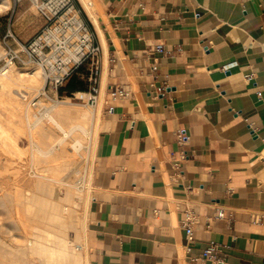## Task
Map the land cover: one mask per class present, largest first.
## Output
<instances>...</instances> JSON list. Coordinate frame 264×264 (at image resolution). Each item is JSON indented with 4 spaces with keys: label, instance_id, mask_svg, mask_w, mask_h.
I'll use <instances>...</instances> for the list:
<instances>
[{
    "label": "crops",
    "instance_id": "crops-1",
    "mask_svg": "<svg viewBox=\"0 0 264 264\" xmlns=\"http://www.w3.org/2000/svg\"><path fill=\"white\" fill-rule=\"evenodd\" d=\"M103 1L102 87L131 93L97 138L90 263L200 264L189 209L192 254L264 264V0Z\"/></svg>",
    "mask_w": 264,
    "mask_h": 264
},
{
    "label": "rangeland",
    "instance_id": "rangeland-1",
    "mask_svg": "<svg viewBox=\"0 0 264 264\" xmlns=\"http://www.w3.org/2000/svg\"><path fill=\"white\" fill-rule=\"evenodd\" d=\"M3 1L9 6L0 9V56L10 23L20 42L44 23L28 0ZM74 1L98 42L80 0ZM91 68L87 64L77 75L87 87ZM32 70L39 74L34 83L27 74ZM2 79L8 81L0 86V264H85L83 250L75 246L88 243L82 227L86 213L88 226L94 196L93 179L88 185L96 162V128L102 122L103 129L107 110L95 111L73 94L58 93L63 99L57 101L35 64L12 67L0 73ZM84 113L89 117L82 118ZM37 245L51 252H39Z\"/></svg>",
    "mask_w": 264,
    "mask_h": 264
},
{
    "label": "built area",
    "instance_id": "built-area-1",
    "mask_svg": "<svg viewBox=\"0 0 264 264\" xmlns=\"http://www.w3.org/2000/svg\"><path fill=\"white\" fill-rule=\"evenodd\" d=\"M20 3L23 0H14ZM43 19V25L35 36L25 42H20L13 24L10 23L3 36L2 47L4 53L0 56V73L7 72L15 66L38 65L45 76L46 83L55 89L56 100L60 101L59 89L74 75H81L82 69L91 64L88 75V91L77 92L83 96L77 97L83 103L96 107L102 95L101 73L103 69V49L100 41L92 33L82 17L74 0H28ZM12 20V19H11ZM10 20V22H11ZM205 51L209 47H204ZM155 51L164 52V45L159 43ZM87 77V75H86ZM251 75H246L251 79ZM130 90L123 86L106 85L103 96V109H109L115 102L128 99ZM70 99V98H69ZM251 131L255 129L249 125ZM176 140L181 147L188 143V135L182 128L175 131ZM182 157L187 152L182 151ZM95 166V165H94ZM218 218H224V211H219ZM195 216L187 209L181 219V225L186 233V253L191 261L200 264H231L224 256L219 255L221 246L211 241L201 254H192V245L195 242Z\"/></svg>",
    "mask_w": 264,
    "mask_h": 264
},
{
    "label": "bare ground",
    "instance_id": "bare-ground-1",
    "mask_svg": "<svg viewBox=\"0 0 264 264\" xmlns=\"http://www.w3.org/2000/svg\"><path fill=\"white\" fill-rule=\"evenodd\" d=\"M8 2V1H7ZM6 1H3V0H0V9H3V8H7L8 6H9V2L7 3ZM80 3L82 4V7H83V9H84V11L86 12V14H87V16L90 18V20H91V22H92V24L94 25V27H95V29H96V31H97V33H98V35L100 36V38L102 39V41L105 43V38H104V33H103V31H102V29H101V26H100V16H99V13H97V9L99 8V0H80ZM99 38V37H98ZM103 44V43H102ZM101 44V46H102V49H103V53H106V50H104V48H103V45ZM105 48H106V46H105ZM105 51V52H104ZM104 55V54H103ZM108 57V56H107ZM104 65H105V63H104ZM37 69V68H36ZM38 71V70H37ZM37 71H30L29 73H27L28 74V76H30L31 78L29 79L30 80V83H31V81L33 82V81H35L37 78H35V76H37V74H38V72ZM6 73H8V71L7 72H5L4 74H6ZM40 73V72H39ZM104 73H105V71H104ZM39 75V74H38ZM106 75V74H105ZM8 77V76H7ZM34 78V79H33ZM7 79H9V78H7ZM7 79H2V80H0V86H4V85H6V83H7ZM29 80H27V81H29ZM40 81V80H39ZM34 83V82H33ZM30 87V86H29ZM25 88V87H24ZM22 92V91H21ZM104 92H105V88L104 87H102V95H101V99L99 100V102H98V104H97V106L95 107V111H97V110H100L101 112L103 111V96H104ZM81 96H83L81 93H77V97H81ZM22 105V104H21ZM20 106V105H19ZM61 111H63L62 109H61ZM69 112V111H68ZM59 113V112H58ZM82 116V118H88L89 116H88V113H84V114H82L81 115ZM100 117V116H99ZM97 118V117H96ZM97 121V120H96ZM100 130H101V125L100 124H98L97 125V128H96V137H98V134H99V132H100ZM97 139V138H96ZM92 179H93V176H92V173L90 174V178H89V187L91 188V183H92ZM88 194V193H87ZM35 201V200H34ZM41 204V203H40ZM43 205V204H42ZM87 206V205H86ZM86 206H85V208H86ZM87 207H89V206H87ZM86 210V209H85ZM84 210V211H85ZM83 211V213H85ZM88 212V211H87ZM89 214V213H88ZM86 215H87V213H86ZM85 215V219H84V221H83V231H84V233H86V235H87V233H88V226H87V218H88V216H86ZM50 216V215H49ZM52 216V215H51ZM54 216V215H53ZM51 218V217H50ZM83 218V217H82ZM69 220V219H68ZM69 224H70V222H69ZM84 235V234H83ZM41 238V237H40ZM38 240H40V239H38ZM37 240V241H38ZM31 242V241H30ZM39 242V241H38ZM41 242V241H40ZM32 243V242H31ZM80 243V242H79ZM78 243V244H79ZM37 244V243H36ZM38 244H40V243H38ZM43 245V244H42ZM38 247H37V249L36 250H38L39 252H42V253H45V252H48V250H49V252H51V248H49V249H45L46 247H42L41 246V248H39V245H37ZM43 246H45V245H43ZM67 246V245H66ZM75 249H82L83 250V255H84V258H85V261H84V263L85 264H91L90 263V258H89V249H88V243H81V244H79V245H77L76 244V246H75ZM35 250V249H34ZM81 250V251H82ZM65 251V250H64ZM65 256H67L66 254H64ZM69 255V254H68ZM75 255V254H74ZM70 256V255H69ZM72 257H73V254H72ZM76 257V256H75ZM73 261V260H72ZM75 263H77V261L75 262ZM74 262H73V264H75ZM78 263H79V261H78ZM72 264V263H71Z\"/></svg>",
    "mask_w": 264,
    "mask_h": 264
},
{
    "label": "trees",
    "instance_id": "trees-1",
    "mask_svg": "<svg viewBox=\"0 0 264 264\" xmlns=\"http://www.w3.org/2000/svg\"><path fill=\"white\" fill-rule=\"evenodd\" d=\"M88 87L85 81H82L77 75L72 76L65 86L61 87L59 89V94L60 95H72L73 93L77 91H87Z\"/></svg>",
    "mask_w": 264,
    "mask_h": 264
}]
</instances>
